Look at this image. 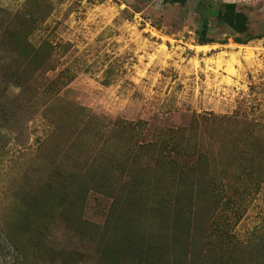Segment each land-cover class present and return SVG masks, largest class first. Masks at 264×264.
<instances>
[{
    "label": "rangeland",
    "instance_id": "obj_1",
    "mask_svg": "<svg viewBox=\"0 0 264 264\" xmlns=\"http://www.w3.org/2000/svg\"><path fill=\"white\" fill-rule=\"evenodd\" d=\"M0 264H264V0H0Z\"/></svg>",
    "mask_w": 264,
    "mask_h": 264
},
{
    "label": "trees",
    "instance_id": "obj_2",
    "mask_svg": "<svg viewBox=\"0 0 264 264\" xmlns=\"http://www.w3.org/2000/svg\"><path fill=\"white\" fill-rule=\"evenodd\" d=\"M225 12H227L226 15ZM219 15V22L226 25L231 33H236L239 38H242H238L239 43L244 44L250 40L259 39V37H253L252 35L250 36L247 27V19L243 13L236 11L234 3H225L223 5V11L219 13ZM205 27L207 28V21L204 23L203 35L206 30ZM203 39L205 40L203 43L212 42V39L210 38L205 39L203 37Z\"/></svg>",
    "mask_w": 264,
    "mask_h": 264
}]
</instances>
